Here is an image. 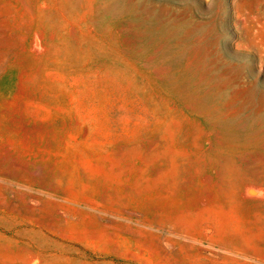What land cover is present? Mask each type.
<instances>
[{"label":"rangeland","instance_id":"374dc122","mask_svg":"<svg viewBox=\"0 0 264 264\" xmlns=\"http://www.w3.org/2000/svg\"><path fill=\"white\" fill-rule=\"evenodd\" d=\"M0 264H264V0H0Z\"/></svg>","mask_w":264,"mask_h":264}]
</instances>
